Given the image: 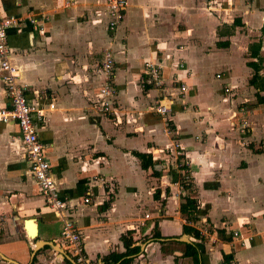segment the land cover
Returning a JSON list of instances; mask_svg holds the SVG:
<instances>
[{
	"label": "crops",
	"instance_id": "obj_1",
	"mask_svg": "<svg viewBox=\"0 0 264 264\" xmlns=\"http://www.w3.org/2000/svg\"><path fill=\"white\" fill-rule=\"evenodd\" d=\"M0 15L20 19L8 31L11 62L27 102L43 111L38 137L67 202L60 217L46 205L18 125L0 123V264H75L61 238L67 218L90 264L111 253L126 254L130 264H223L225 255L264 264V104L247 66L259 44L264 76V0H128L112 33L105 0H0ZM108 50L113 116L98 107ZM145 62L161 67L159 91L143 82ZM158 103L169 114L158 115ZM176 146L191 193L178 183ZM134 152L150 154L152 168L143 170ZM187 194L198 202L195 223L179 212ZM185 225L200 238L184 234ZM39 241L55 247L38 249ZM185 244L196 250V263Z\"/></svg>",
	"mask_w": 264,
	"mask_h": 264
},
{
	"label": "built area",
	"instance_id": "obj_2",
	"mask_svg": "<svg viewBox=\"0 0 264 264\" xmlns=\"http://www.w3.org/2000/svg\"><path fill=\"white\" fill-rule=\"evenodd\" d=\"M128 0H105V7L108 12V31L114 32L123 20L124 11L127 8ZM34 29L43 31V28L37 27L36 21L32 18L27 19ZM20 19L4 18L0 15V70L2 72L1 80L4 84L5 94L7 97V106L0 107V123L10 124L15 123L20 130V141L24 148V160L33 175L43 197L44 202L48 207L53 209L58 216L61 211L67 208V202L58 194L56 185L50 175V163L46 158L45 151L40 143L38 133L39 125L43 122V111L38 110L27 102L26 88L19 83L20 71L11 62L12 51L8 45V31L13 26H19ZM114 57L110 50L105 51L104 59L101 64V74L105 78L103 86L100 88V94L105 100L98 106L100 112L107 115H115L117 110V102L113 99L115 91L113 89V70ZM144 75L148 80L143 82L151 85L157 91L160 90L161 84V67L156 63L145 62ZM217 75V78H220ZM187 90L185 85L179 88L180 94ZM229 93V89L224 90ZM155 112L160 116H166L170 112V107L158 103L155 107ZM177 159L181 152L176 146L174 151ZM89 199H85L88 203ZM60 217V216H59ZM238 233L234 232L233 237H237ZM63 245L71 252V258L75 264H90L82 242L81 234L75 222L70 218L63 221L61 231ZM242 246L246 245V241L240 239ZM223 264H236L232 259L225 261Z\"/></svg>",
	"mask_w": 264,
	"mask_h": 264
},
{
	"label": "trees",
	"instance_id": "obj_3",
	"mask_svg": "<svg viewBox=\"0 0 264 264\" xmlns=\"http://www.w3.org/2000/svg\"><path fill=\"white\" fill-rule=\"evenodd\" d=\"M236 23V21H234ZM220 46V43H218ZM259 50H260V45L255 44L252 46L250 52H251V57L255 58L256 61L247 63V66L250 67L253 70V75L251 79L249 80L250 86L254 87L256 90V100L260 104H264V76L260 75V66L259 63L261 62V59L259 58ZM146 88L147 86H143V88ZM133 155L139 160L140 162V167L143 170H148L149 168H152L153 166V161H152V156L150 154L146 153H138L134 152ZM176 164H178L179 170L181 171L180 175L178 176V183L181 186V188L185 191H188L189 193L192 192L193 189V179L191 178V175L189 173L188 167L184 164L185 158L181 154L177 159L174 161ZM183 164H181V163ZM155 200H158L159 197L157 195V192L154 194ZM179 212L181 216L186 220V222L189 223H195L197 221V212H198V202L195 198L191 197L190 195L183 196L181 198V203L179 206ZM156 229V227H155ZM183 232L184 234H193V236L196 239L200 238L199 231L194 229L193 227L189 225L183 226ZM127 235L130 236V233ZM156 237H158L160 234L156 231L154 233ZM121 241L124 243V246L126 248H129L130 239L128 240L127 237L122 236ZM139 249L138 248H132L130 249L131 254H135ZM185 256L191 257L193 262L196 263L197 261V252L194 249L193 246L189 244H185ZM232 260V256L230 255H225L223 257V261H230ZM103 264H130L132 259L131 258H126V254H116V253H111L108 256L104 257L102 259Z\"/></svg>",
	"mask_w": 264,
	"mask_h": 264
},
{
	"label": "water",
	"instance_id": "obj_4",
	"mask_svg": "<svg viewBox=\"0 0 264 264\" xmlns=\"http://www.w3.org/2000/svg\"><path fill=\"white\" fill-rule=\"evenodd\" d=\"M27 222H29V223L32 224V223H33V220H29V221H27ZM34 228H35V226H34ZM35 233H36V232H35ZM182 240L186 241L185 238L182 239ZM45 245H52V247H55L52 243H49V242H42V241L37 242L38 249H40L41 247H43V246H45Z\"/></svg>",
	"mask_w": 264,
	"mask_h": 264
},
{
	"label": "bare ground",
	"instance_id": "obj_5",
	"mask_svg": "<svg viewBox=\"0 0 264 264\" xmlns=\"http://www.w3.org/2000/svg\"><path fill=\"white\" fill-rule=\"evenodd\" d=\"M33 224V226H34V222L32 223ZM30 228V227H29ZM34 229V228H33ZM33 235L32 236H36V233H35V231L32 233Z\"/></svg>",
	"mask_w": 264,
	"mask_h": 264
},
{
	"label": "rangeland",
	"instance_id": "obj_6",
	"mask_svg": "<svg viewBox=\"0 0 264 264\" xmlns=\"http://www.w3.org/2000/svg\"><path fill=\"white\" fill-rule=\"evenodd\" d=\"M184 164H185V162H184Z\"/></svg>",
	"mask_w": 264,
	"mask_h": 264
}]
</instances>
